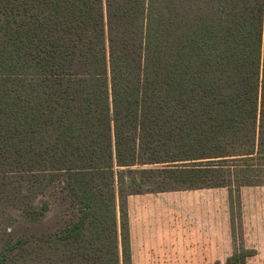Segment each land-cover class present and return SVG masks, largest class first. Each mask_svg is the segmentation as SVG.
Wrapping results in <instances>:
<instances>
[{
  "label": "trees",
  "instance_id": "obj_1",
  "mask_svg": "<svg viewBox=\"0 0 264 264\" xmlns=\"http://www.w3.org/2000/svg\"><path fill=\"white\" fill-rule=\"evenodd\" d=\"M244 185L264 0H0V264H133L130 194Z\"/></svg>",
  "mask_w": 264,
  "mask_h": 264
},
{
  "label": "crops",
  "instance_id": "obj_2",
  "mask_svg": "<svg viewBox=\"0 0 264 264\" xmlns=\"http://www.w3.org/2000/svg\"><path fill=\"white\" fill-rule=\"evenodd\" d=\"M233 204L247 210L264 204V185L130 194L128 211L133 264H139L141 259L157 258L162 253L179 252L180 244H183L178 239L179 235L189 234L186 228L180 227L179 221L192 214L199 219L222 220V227H210L207 233L228 236L229 241L224 242V246L232 243ZM168 219L171 220L169 226L164 224Z\"/></svg>",
  "mask_w": 264,
  "mask_h": 264
},
{
  "label": "rangeland",
  "instance_id": "obj_3",
  "mask_svg": "<svg viewBox=\"0 0 264 264\" xmlns=\"http://www.w3.org/2000/svg\"><path fill=\"white\" fill-rule=\"evenodd\" d=\"M54 212L49 214L51 221ZM179 222L180 227L189 232L188 235L178 237L180 243H183L180 244V251L162 253L157 258L141 259L139 264H227L231 255L244 249L254 250L253 254L247 256V264H264V204L251 210L233 204L232 243L226 246L224 242L229 241L228 236L207 233L210 227H222V220L199 219L192 214ZM164 224L171 225V220H165ZM222 248L225 250H219Z\"/></svg>",
  "mask_w": 264,
  "mask_h": 264
}]
</instances>
